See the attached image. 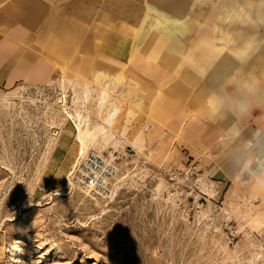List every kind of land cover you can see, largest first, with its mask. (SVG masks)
Instances as JSON below:
<instances>
[{
	"label": "rangeland",
	"instance_id": "374dc122",
	"mask_svg": "<svg viewBox=\"0 0 264 264\" xmlns=\"http://www.w3.org/2000/svg\"><path fill=\"white\" fill-rule=\"evenodd\" d=\"M21 1L32 0H0V10L17 16ZM251 1L248 19L219 27L239 50L258 41L247 65L264 82V0ZM152 2L157 11L181 3L188 31L155 44L162 34L150 21L138 31L144 0H76L73 17L87 26L77 32L81 41L95 31L96 10L124 23L102 32L123 67L93 68L87 74L95 83L0 92V264H264V180L248 170L258 159L259 142H249L264 131V107L243 116L234 74L219 71L228 67L220 43H199L221 12L245 0ZM190 43L196 65L179 55H188ZM138 55L151 67L147 75L160 68L182 84L148 88L133 67ZM79 127L88 133V153L128 150L106 202L67 184L79 159Z\"/></svg>",
	"mask_w": 264,
	"mask_h": 264
},
{
	"label": "crops",
	"instance_id": "0c3cea01",
	"mask_svg": "<svg viewBox=\"0 0 264 264\" xmlns=\"http://www.w3.org/2000/svg\"><path fill=\"white\" fill-rule=\"evenodd\" d=\"M75 3L76 0H32L24 6L21 1L20 13L17 16L9 10H0V92L11 94L19 89H44L60 84L95 83L97 78L95 74H87L93 71V68L98 69L97 72H102L123 67L124 63L121 59L123 55H117L118 50L108 49V46H105L107 36L102 32H106L109 27L124 29V23L118 19L117 14L112 13L108 17V13L96 10V18L93 23L90 22V28L93 27L95 31L91 29L81 41L82 37L77 39V32L86 30L87 26L77 23L76 18L73 17L76 14ZM91 5L87 4L84 8H92ZM191 45L192 43L187 49H190ZM227 60V69H219L221 75L222 71L230 74L236 63L231 57ZM230 62H233V65ZM81 66L87 69L86 74L76 75V69ZM133 67L141 81L149 84L148 88L154 87L159 90L166 85L176 88L182 84V80L178 77L167 80V74L160 68H156L157 71L153 76L147 75V73L151 74V67L141 55L136 57ZM239 107L243 116L252 109L250 103L242 97ZM180 118V114L172 118L173 129H179ZM73 125L74 130H77L75 122ZM148 125L152 126L151 123ZM197 126L194 125L195 128L190 131H196ZM263 135L264 131L259 129L253 134L249 144L260 142ZM90 146L87 144V147ZM248 170L250 175L252 172L257 175L255 179L257 182L264 180L263 166L259 161H255L252 169Z\"/></svg>",
	"mask_w": 264,
	"mask_h": 264
},
{
	"label": "bare ground",
	"instance_id": "6f19581e",
	"mask_svg": "<svg viewBox=\"0 0 264 264\" xmlns=\"http://www.w3.org/2000/svg\"><path fill=\"white\" fill-rule=\"evenodd\" d=\"M207 1L208 0H197L198 4H195L193 6L202 5V4L206 3ZM144 4H145V10H144L143 18L140 21V29H138V31L139 30L141 31L143 29L144 25L146 24V22L150 21V24H147V26H149L151 28V31H152V29H155L158 33L162 34V37H158L156 39V42H155L156 44H159L161 42L164 43L163 42L164 40L162 38H164V39H166V41L170 42L174 39V36L183 35V34H185L186 31H188V29L190 27V23H191L190 16L188 18L184 19L179 14L178 8L181 7V5H182L181 3L179 4V6L177 8H175L174 11H171V10H168L165 8L161 9V11H159V10L157 11L158 6L156 3H153L152 0H144ZM252 4H253V2L251 0H245L244 6H240L239 8H236L235 5H233V6L229 5V7H227L228 10L226 11V13L221 12L217 17V20H215L213 22L211 34L210 35L205 34V36L199 41V43L208 44L210 41L217 40L220 43V46L219 45L216 46L219 49L220 55L221 56L223 55L225 58L231 57V59L236 60L235 61L236 63L234 64V68L232 69V73L234 74L237 86H239L241 88L240 89V92L242 95L241 97L244 99H245V97H248L249 100H247V101L250 103V105L252 107L258 108V107H264V82H263V80H260V79L255 77L254 67L248 68L247 64H248V61L250 58L251 47L256 49V47L259 45V43H258V41L253 40V39L247 40L245 42L243 48L241 50H239V49L233 47V44H235L236 40H234L232 38L231 33L229 31L223 32L222 27H219L220 21L229 23L231 21L243 20V18L248 19V14L245 13V7H251ZM222 9H221V11H222ZM226 27H227V24H226ZM148 30H146V31H148ZM218 36H219V38H217ZM177 41L179 44L183 43L181 41V39H179V38ZM183 44L185 45V42ZM174 47H177V46L174 45ZM187 50L189 51L188 55H186V54L185 55L179 54V55L182 56V59L184 61L186 60V61H189V63L191 65H196L192 59V55L194 54V51H195L193 44L191 45L190 49H187ZM230 63H232V65H233V62H230ZM247 69H249V70H247ZM222 76L223 77L228 76V74H226V72L222 71ZM79 125H81V124H79ZM78 131H79L78 139L80 141V151H79V159H78V162H79L80 159L83 158L88 153L89 149L87 147V142H86V137L88 136V133H86L80 127H79ZM123 139L124 138H122L121 140H123ZM258 147H259V150H258L257 155H256L258 159L257 160L255 159L252 162L250 161L248 163V165H249L248 169H250V168L252 169V165L255 163V161H259L261 163V165L263 166L262 176L264 178V135L261 138V141L259 142ZM100 154H102V153H100ZM253 159H254V157H253ZM250 177H253L254 179H256L257 175L252 172ZM67 184L70 187V189H72V190L76 187L74 185L72 179H71V174L68 177Z\"/></svg>",
	"mask_w": 264,
	"mask_h": 264
},
{
	"label": "built area",
	"instance_id": "2783aa9c",
	"mask_svg": "<svg viewBox=\"0 0 264 264\" xmlns=\"http://www.w3.org/2000/svg\"><path fill=\"white\" fill-rule=\"evenodd\" d=\"M128 150L88 153L75 165L71 179L76 188L92 201L106 202L113 193V181Z\"/></svg>",
	"mask_w": 264,
	"mask_h": 264
}]
</instances>
